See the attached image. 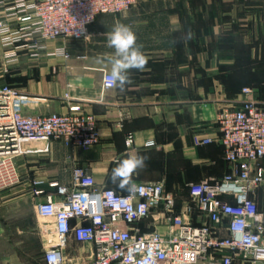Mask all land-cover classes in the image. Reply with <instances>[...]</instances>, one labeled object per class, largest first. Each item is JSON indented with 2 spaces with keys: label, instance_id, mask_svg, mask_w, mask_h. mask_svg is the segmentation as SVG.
<instances>
[{
  "label": "crops",
  "instance_id": "obj_1",
  "mask_svg": "<svg viewBox=\"0 0 264 264\" xmlns=\"http://www.w3.org/2000/svg\"><path fill=\"white\" fill-rule=\"evenodd\" d=\"M4 8L0 6V19ZM117 22L135 32L147 65L142 71L130 70L131 82L124 90L116 86L104 91V72L111 66L97 57L114 52L107 46V33ZM189 30L192 39H184ZM59 48L69 57L54 55ZM0 77L2 86L25 98L24 115L68 114L76 104L96 118L100 133V142L88 150L51 141L49 153L28 152L18 159L22 183L0 190V252L19 250L26 236H39L38 202L54 192L50 183L69 186L75 166L86 168L98 185L128 194L110 177L129 152L148 157L133 183L162 184L173 199L158 220L140 225L143 232L165 233L169 218L185 213L191 184L221 179L230 171L217 141L219 110L240 103L246 87L264 106V0H137L123 15H100L87 39L49 41L38 56L23 53L12 65L5 64L0 41ZM129 136L132 147L126 143ZM151 140L156 145L146 147ZM252 167L264 171V160ZM35 190L45 195L37 198ZM251 197L264 215V185ZM184 218L194 226H213L196 208ZM214 228L220 238L230 236L226 223ZM261 232L264 236V224ZM85 248L71 237L65 255L85 260ZM235 264L252 263L237 256Z\"/></svg>",
  "mask_w": 264,
  "mask_h": 264
},
{
  "label": "built area",
  "instance_id": "obj_2",
  "mask_svg": "<svg viewBox=\"0 0 264 264\" xmlns=\"http://www.w3.org/2000/svg\"><path fill=\"white\" fill-rule=\"evenodd\" d=\"M136 1L0 0V6H5L0 19L4 62L15 64L23 53L38 56L47 42L58 38L87 39L100 15H123ZM53 54L69 57L65 48ZM109 73L104 72V91L116 87ZM241 94L244 99L222 107L216 119L217 141L224 148L229 173L189 187L190 202L184 214L196 208L213 226H194L181 214L169 218L165 233L143 232L141 223L158 217L162 207L170 209L173 203L162 184H135L136 191L124 195L98 185L86 168L75 166L69 186L52 182L54 192L34 191L37 198L45 195L37 204L40 234L48 244L45 264H67V260L69 264H235L237 256L264 264V215L251 197L264 185L263 169L254 172L252 167L264 160V106L252 98L251 88ZM24 99L17 90L0 87V190L22 183L18 159L28 152L49 153L51 141L85 150L100 142L96 118L82 113L80 105L71 104L68 114L24 115ZM126 143L132 147L133 137ZM155 145L151 140L145 146ZM225 223L230 236L220 238L214 226ZM71 237L87 247L85 260L67 259Z\"/></svg>",
  "mask_w": 264,
  "mask_h": 264
},
{
  "label": "clouds",
  "instance_id": "obj_3",
  "mask_svg": "<svg viewBox=\"0 0 264 264\" xmlns=\"http://www.w3.org/2000/svg\"><path fill=\"white\" fill-rule=\"evenodd\" d=\"M193 33L188 31L184 39H192ZM107 46L114 49L111 54L97 57V62L107 63L111 66L108 79L114 86L124 90L130 81V70L142 71L147 65V57L143 53L142 45L137 44V36L132 28L117 22L111 32L107 33ZM148 157L137 152H129L125 158L118 161L117 166L111 171V182L121 189L135 192L136 185L132 177L139 170L146 167Z\"/></svg>",
  "mask_w": 264,
  "mask_h": 264
},
{
  "label": "rangeland",
  "instance_id": "obj_4",
  "mask_svg": "<svg viewBox=\"0 0 264 264\" xmlns=\"http://www.w3.org/2000/svg\"><path fill=\"white\" fill-rule=\"evenodd\" d=\"M0 87H2L1 77ZM46 240L41 234L26 236L19 250L0 252V264H45L44 254L48 245ZM67 264H69L68 260Z\"/></svg>",
  "mask_w": 264,
  "mask_h": 264
}]
</instances>
